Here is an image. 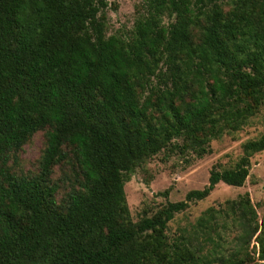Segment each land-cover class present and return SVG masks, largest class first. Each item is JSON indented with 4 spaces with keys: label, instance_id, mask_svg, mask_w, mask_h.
<instances>
[{
    "label": "trees",
    "instance_id": "trees-1",
    "mask_svg": "<svg viewBox=\"0 0 264 264\" xmlns=\"http://www.w3.org/2000/svg\"><path fill=\"white\" fill-rule=\"evenodd\" d=\"M106 7L0 0V264H201L189 238L168 244V222L219 183L241 187L264 150L263 133L204 188L133 222L137 167L161 151L201 158L264 106V0H142L129 36L107 35ZM41 130L39 171L15 175L10 159ZM62 163L75 177L64 205L50 179ZM219 225L257 249L218 264H264V213L259 224L247 194L197 226L220 238Z\"/></svg>",
    "mask_w": 264,
    "mask_h": 264
},
{
    "label": "rangeland",
    "instance_id": "rangeland-1",
    "mask_svg": "<svg viewBox=\"0 0 264 264\" xmlns=\"http://www.w3.org/2000/svg\"><path fill=\"white\" fill-rule=\"evenodd\" d=\"M106 33L129 36L135 18L141 10L142 0H105ZM195 31V30H194ZM198 37V31L194 32ZM264 133V106L240 130L225 133L219 139L210 142V153L196 158L191 153L161 151L137 167L124 184V194L131 220L137 222L146 213L151 215L167 202L184 199L191 190H200L208 183L210 170L214 166L231 168L242 155V144L257 139ZM45 148V131L36 132L16 155L8 166L17 176H34ZM51 182L56 184L55 199L64 205L71 188L75 186L74 173L64 163L56 165L51 174ZM247 194L257 214L260 224L264 213V150L250 158V169L246 181L241 187H231L223 183L216 185L210 195L202 201L190 203L188 208L168 222L166 234L169 245L180 235L191 240L197 252L195 256L201 264H218L219 261L233 259H256L253 246L257 249L255 237L249 246L236 239L237 229L226 230L219 225L215 232L198 227V219L209 208L224 207L227 200L237 199ZM222 223L221 219H217ZM248 246V247H247ZM248 254V256H247ZM251 259V260H252ZM250 260V261H251ZM254 261V260H253ZM255 264L254 262H245ZM263 263V262H261Z\"/></svg>",
    "mask_w": 264,
    "mask_h": 264
}]
</instances>
